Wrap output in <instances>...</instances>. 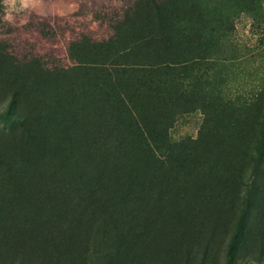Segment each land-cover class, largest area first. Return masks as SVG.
I'll return each instance as SVG.
<instances>
[{"label":"rangeland","instance_id":"1","mask_svg":"<svg viewBox=\"0 0 264 264\" xmlns=\"http://www.w3.org/2000/svg\"><path fill=\"white\" fill-rule=\"evenodd\" d=\"M153 2L0 0V264H264V0Z\"/></svg>","mask_w":264,"mask_h":264},{"label":"trees","instance_id":"2","mask_svg":"<svg viewBox=\"0 0 264 264\" xmlns=\"http://www.w3.org/2000/svg\"><path fill=\"white\" fill-rule=\"evenodd\" d=\"M153 3H155V0ZM226 2H228L232 9H234V14H239L240 11H247L249 14L251 15H256L257 12L259 11L258 8H260V0H250L248 3H246L245 0H226ZM160 14V13H159ZM219 14V13H217ZM151 15V13H150ZM223 20V18L221 16H217V22ZM160 24H163V21L160 20ZM82 53H80L79 51H77L75 57L78 60L79 58V63L78 62H73L74 63V67L80 65V63L82 64V61L79 56ZM95 66L97 67L98 70L100 71H105V72H112L115 73L119 68H114V64H105L104 61H102L101 59H97V62L95 63ZM125 71V70H124ZM127 71V70H126ZM264 100V90L261 91L260 93H257L256 95H253L252 97H250L249 99V103L247 105H254L256 103V101L258 102L259 100ZM230 101V100H229ZM259 134H260V145H259V152H258V160L255 162L257 166H259V164H263L264 166V113L262 116V120L260 122V129L258 130ZM234 249V245L231 248V252Z\"/></svg>","mask_w":264,"mask_h":264},{"label":"clouds","instance_id":"3","mask_svg":"<svg viewBox=\"0 0 264 264\" xmlns=\"http://www.w3.org/2000/svg\"><path fill=\"white\" fill-rule=\"evenodd\" d=\"M10 3L14 7L16 4V0H10ZM20 4H21L22 8H26V7H28V0H20Z\"/></svg>","mask_w":264,"mask_h":264}]
</instances>
